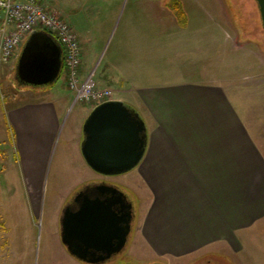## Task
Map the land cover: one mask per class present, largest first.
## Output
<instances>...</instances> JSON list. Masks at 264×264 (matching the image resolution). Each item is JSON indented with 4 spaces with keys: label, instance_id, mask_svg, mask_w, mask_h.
<instances>
[{
    "label": "crops",
    "instance_id": "1",
    "mask_svg": "<svg viewBox=\"0 0 264 264\" xmlns=\"http://www.w3.org/2000/svg\"><path fill=\"white\" fill-rule=\"evenodd\" d=\"M54 2V9L45 5L46 9L57 14L59 8L64 9L72 15L71 27L74 29L76 23L82 31L74 29L82 54L80 77L94 70L98 88L112 89L113 95H118L115 99L125 97L123 101L146 121V152L135 168L146 182L148 205L138 230L154 258L168 259L169 264L174 260L179 264H264V146L256 137L258 129L242 121L233 108L234 90L181 81L178 76L170 79L165 60L169 41L151 35L152 24H162L163 17L146 15L139 20L138 15L134 17L135 10L128 9L120 17L114 49L105 53L106 63H98V51L93 50L90 38L95 28L90 13L99 1ZM76 2L83 9L82 15ZM150 8L154 10V5ZM159 32L164 33L163 26ZM18 55L11 59L14 67ZM42 90L19 89L29 98L8 113L16 146L28 165L26 176L37 207L41 200L40 167L57 136L59 115L74 97L66 76L61 87ZM88 105L80 119L92 109V104ZM74 129L69 139L80 152L81 120ZM98 182L102 180L95 175H84L68 197L84 185ZM63 201L50 234L60 236V217L68 199ZM4 256L0 254V264H9Z\"/></svg>",
    "mask_w": 264,
    "mask_h": 264
},
{
    "label": "rangeland",
    "instance_id": "2",
    "mask_svg": "<svg viewBox=\"0 0 264 264\" xmlns=\"http://www.w3.org/2000/svg\"><path fill=\"white\" fill-rule=\"evenodd\" d=\"M42 1L54 9V0ZM89 1H99L97 8L94 7L93 13H90L95 27L90 38H93V50L98 51V63L101 60L102 64L107 62L108 55L105 53L114 49L121 27L120 17H124L128 9L135 10L134 17L138 15L139 20L146 15L154 19L156 16L163 17L162 24L160 21L152 24L154 34L151 35L169 41L165 44V60L170 79L178 76L181 81L203 82L212 86L217 84L234 90L235 101L231 99L233 108L242 121L258 129L256 137L264 146V32L255 0ZM171 1H178L181 5L183 13L177 14L178 17ZM80 3L78 6L76 2L78 14L82 15ZM63 4L67 7L69 3L65 1ZM151 4L154 10L150 8ZM58 14L68 23L71 22L72 15L64 12V9L59 8ZM97 17L101 20H97ZM74 25L76 31L82 32L76 23ZM162 26L163 34L159 32ZM167 27L170 32H167ZM18 53L19 50L16 56ZM14 68L11 60L0 66V254L5 255L4 260L9 264H83L69 255L58 234L50 232L58 218L57 207L64 203V199H69L68 194L72 193L75 184L81 182L84 175H95L122 188L137 201V220L124 257L128 263L112 261L116 264H169L168 259L154 258L155 254L138 230L148 205L146 182L140 178V171L135 168L109 177L95 173L81 158L79 147L69 139L75 132L77 122L81 120L83 124L85 118L80 117L90 107L86 101L74 103V98L69 99L65 111L59 115L57 136L45 163L40 167V206H34L26 176L28 165L16 146L8 113L12 107L29 98L19 89L36 91L61 87L67 70L62 68L56 81L48 86L20 88L15 82ZM89 74L94 80V70H90L85 77ZM140 110L145 113L144 108ZM172 264L179 263L174 260Z\"/></svg>",
    "mask_w": 264,
    "mask_h": 264
},
{
    "label": "water",
    "instance_id": "3",
    "mask_svg": "<svg viewBox=\"0 0 264 264\" xmlns=\"http://www.w3.org/2000/svg\"><path fill=\"white\" fill-rule=\"evenodd\" d=\"M264 32V0H255ZM63 50L43 29L26 36L15 65L21 86L38 88L56 81L62 71ZM80 152L90 169L104 176L126 173L142 161L148 143L145 120L121 99H107L92 107L82 124ZM137 219V205L126 191L106 181L81 187L64 206L60 241L66 251L85 264H103L126 247Z\"/></svg>",
    "mask_w": 264,
    "mask_h": 264
},
{
    "label": "built area",
    "instance_id": "4",
    "mask_svg": "<svg viewBox=\"0 0 264 264\" xmlns=\"http://www.w3.org/2000/svg\"><path fill=\"white\" fill-rule=\"evenodd\" d=\"M33 29H43L55 36L63 50V68L67 70L66 85L74 103H100L112 97L109 88H98L92 74L79 75L82 62L78 36L71 25L38 0H0V66L8 63Z\"/></svg>",
    "mask_w": 264,
    "mask_h": 264
},
{
    "label": "flooded vegetation",
    "instance_id": "5",
    "mask_svg": "<svg viewBox=\"0 0 264 264\" xmlns=\"http://www.w3.org/2000/svg\"><path fill=\"white\" fill-rule=\"evenodd\" d=\"M75 194H76V193H74L73 195L70 196V198L68 199V201H67L66 204H68L69 202L72 201V199H73V197L75 196ZM127 194H128V197H129L130 199H132L134 202H136V204H137V201L135 200V198H133L132 195H130V193L127 192ZM136 220H137V219H136ZM135 223H136V222H135ZM134 226H135V225H134ZM133 230H134V228H133ZM132 232H133V231H132ZM131 234H132V233H131ZM130 239H131V238H130ZM128 243H129V241L127 242L126 247H125L123 250H121L120 252H117L116 254H114L113 256H111L110 260L107 261V262H105V263H103V264H116V263L113 262V261H118V260L124 261V263H128V261H126V260L124 259L125 254H126V250H127ZM112 260H113V261H112ZM111 261H112V262H111ZM83 264H85V263H83Z\"/></svg>",
    "mask_w": 264,
    "mask_h": 264
},
{
    "label": "trees",
    "instance_id": "6",
    "mask_svg": "<svg viewBox=\"0 0 264 264\" xmlns=\"http://www.w3.org/2000/svg\"><path fill=\"white\" fill-rule=\"evenodd\" d=\"M171 5H172V8L174 9V12L176 13V16H177V14L180 15L179 13H183L182 9H181V5L178 1H174Z\"/></svg>",
    "mask_w": 264,
    "mask_h": 264
}]
</instances>
